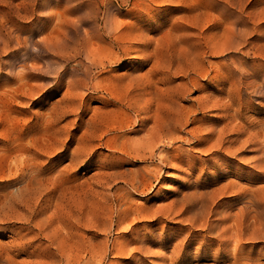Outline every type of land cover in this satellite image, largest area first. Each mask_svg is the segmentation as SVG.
Segmentation results:
<instances>
[{
  "label": "rangeland",
  "instance_id": "374dc122",
  "mask_svg": "<svg viewBox=\"0 0 264 264\" xmlns=\"http://www.w3.org/2000/svg\"><path fill=\"white\" fill-rule=\"evenodd\" d=\"M263 223L264 0H0V264H264Z\"/></svg>",
  "mask_w": 264,
  "mask_h": 264
},
{
  "label": "bare ground",
  "instance_id": "6f19581e",
  "mask_svg": "<svg viewBox=\"0 0 264 264\" xmlns=\"http://www.w3.org/2000/svg\"><path fill=\"white\" fill-rule=\"evenodd\" d=\"M168 96H169V95H168ZM156 115H157V114H156ZM126 119H127V118H126ZM156 121H157V120H156ZM166 126H167V125H166ZM166 126H165V127H166ZM158 128H159V127H158ZM153 130H155V129H153ZM159 130H160V129H159ZM159 130H157V136H158L157 139H159V136H160V137L162 136V135H159V134H160V133H159ZM152 132H153V131H152ZM154 132H155V131H154ZM154 132H153V134H155ZM161 133H162V132H161ZM155 138H156V137H155ZM149 139H150V138H149ZM152 139H153V138H152ZM157 139H156V140H157ZM147 140H148V139H147ZM153 140H154V139H153ZM157 141H159V140H157ZM157 141H156V142H157ZM162 142H163V141H162ZM166 145H167V144H166ZM20 148H21V147H20ZM24 148H25V147H24ZM21 150H22V149H21ZM166 156H167V155H166ZM161 158H162V157H161ZM1 161H2V160H1ZM22 173H23V172H22ZM202 212H203V211L201 210L200 213H202ZM260 223L262 224V222H260ZM263 224H264V223H263ZM260 226H262V225H260ZM263 227H264V225H263ZM261 228H262V227H261ZM262 232H263V231H262ZM236 235H237V234H236ZM230 236H231V235H230ZM255 236H256V234H255ZM263 236H264V235H263ZM233 237H234V236H233ZM234 239L236 240V238H234ZM142 249H143V248H142ZM247 255H248V254H247ZM249 255H250V254H249ZM234 256H235V255H234ZM236 257H237V256H236ZM249 257H250V256H249ZM246 258H247V257H246ZM235 259H236V258H235ZM249 259H250V258H249ZM249 259H248V260H249ZM251 260H252V258H251ZM251 260H250V261H251ZM237 261H238V260H237ZM252 261H253V260H252ZM240 263H241V262H240ZM258 264H263V263H260V262H259Z\"/></svg>",
  "mask_w": 264,
  "mask_h": 264
}]
</instances>
